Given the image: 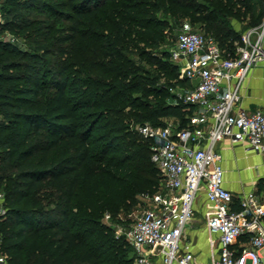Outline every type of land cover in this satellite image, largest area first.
Instances as JSON below:
<instances>
[{"label": "trees", "instance_id": "16d2710c", "mask_svg": "<svg viewBox=\"0 0 264 264\" xmlns=\"http://www.w3.org/2000/svg\"><path fill=\"white\" fill-rule=\"evenodd\" d=\"M185 19L233 54L235 21L259 25L264 0L0 2V34L25 43L0 39V251L9 264H135L102 219L118 221L160 187L136 126L188 125L193 107L169 91L188 81L158 50Z\"/></svg>", "mask_w": 264, "mask_h": 264}, {"label": "built area", "instance_id": "2783aa9c", "mask_svg": "<svg viewBox=\"0 0 264 264\" xmlns=\"http://www.w3.org/2000/svg\"><path fill=\"white\" fill-rule=\"evenodd\" d=\"M264 23L241 34L233 54H224L212 37L196 30H179L169 49L179 67L178 77L189 88H172L177 98L193 107L188 125L177 120L136 126L151 143V161L162 175L160 187L142 193L150 204L124 229L110 213L103 221L131 246L135 264H264V189H253L235 199L224 185L225 169L217 145L228 138L264 153V109L249 111L239 105L240 87L255 66L264 63ZM225 89H222V85ZM204 211L210 257L197 258L188 237L196 216L199 193ZM0 193V215L5 214ZM238 204V209L233 205ZM118 215V221L121 219ZM124 229V230H123ZM246 237V240H241ZM0 264H6L0 253Z\"/></svg>", "mask_w": 264, "mask_h": 264}, {"label": "crops", "instance_id": "0c3cea01", "mask_svg": "<svg viewBox=\"0 0 264 264\" xmlns=\"http://www.w3.org/2000/svg\"><path fill=\"white\" fill-rule=\"evenodd\" d=\"M262 23H264V19L259 25L253 27L260 31ZM235 28L239 29L236 25ZM262 42H264V38H262ZM221 88L225 89V85L223 84ZM239 105L249 111L264 109V63L252 68L243 80L240 87ZM165 120H175V118L167 117ZM217 150L222 155V165L225 169L224 185L233 193L235 199L250 190L264 189V153H255L247 143H232L228 138L218 143ZM196 208V216L188 229V237L193 242V250L197 258L208 260L210 249L205 227L206 197L203 191L198 195ZM233 208L238 209V204H234ZM199 216L204 218L202 228L199 224ZM201 240L202 248H196L197 243ZM262 248L260 252H262Z\"/></svg>", "mask_w": 264, "mask_h": 264}, {"label": "rangeland", "instance_id": "374dc122", "mask_svg": "<svg viewBox=\"0 0 264 264\" xmlns=\"http://www.w3.org/2000/svg\"><path fill=\"white\" fill-rule=\"evenodd\" d=\"M1 1L2 0H0V2ZM172 24L174 26H177V28H174L173 30H170L169 36L166 37L165 42L158 49L159 51L160 50L161 51L162 50H169V48L174 44L175 39L177 37V33H178L179 30H196V31L201 32L197 28V26L191 25V23L187 19L183 20L182 22H179L177 25H175L174 23H172ZM235 25L239 28V30L241 32H244L245 30L250 28V27L247 26V22L240 23L238 21H235ZM0 39H2L4 41L15 42V43H17L20 46H23V44L25 45V43L23 42V39L15 38V36L13 34L7 33V32H5L3 34H0ZM150 51H154V50H150ZM142 65H144L145 68L150 69L149 73L153 72V70H151V67L148 64H145L144 61H142ZM189 86H190V82H187L186 85L183 88L186 89V88H189ZM169 91L172 92L174 90L172 88H170ZM1 119H2V114L0 113V121H1ZM2 147L3 146L0 145V149H2ZM139 195L140 194H138L137 201L133 205H131V206H129V207H127V208H125V209H123L121 211L120 214H121L122 218L119 219V221H117V219H115L116 220L115 222H117L118 224L124 225V229H127L128 226H130V224H132L134 218L136 216H138L142 212V210L145 208V206H149L150 205L148 203L144 204V202L141 203L142 200L140 199ZM199 218H200L199 224L201 225V228H202L203 222H204V218H203V216H199ZM114 233H115V231H114ZM197 247L199 249L202 248V240L197 243L196 248ZM262 252H264V248H262ZM0 253L3 254L1 251H0ZM6 264H9V263L6 261ZM248 264H249V262H248Z\"/></svg>", "mask_w": 264, "mask_h": 264}]
</instances>
